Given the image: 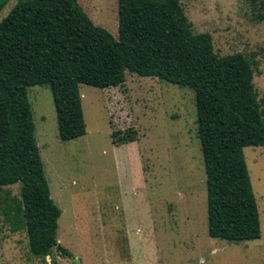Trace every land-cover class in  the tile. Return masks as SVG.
Returning <instances> with one entry per match:
<instances>
[{
	"label": "rangeland",
	"instance_id": "obj_1",
	"mask_svg": "<svg viewBox=\"0 0 264 264\" xmlns=\"http://www.w3.org/2000/svg\"><path fill=\"white\" fill-rule=\"evenodd\" d=\"M22 0H10L0 22ZM92 22L118 38L117 0H77ZM195 33H208L218 56L243 54L264 111V0H180ZM86 134L62 142L47 86L28 100L50 195L60 208L57 240L71 254L29 252L25 229L5 212L21 202L20 183L2 188L0 264H264V147L244 156L258 205L261 237L212 239L206 175L191 90L126 72L125 83L80 86ZM136 131L115 146L114 131ZM60 240V241H59ZM76 260L75 262L73 260Z\"/></svg>",
	"mask_w": 264,
	"mask_h": 264
},
{
	"label": "trees",
	"instance_id": "obj_2",
	"mask_svg": "<svg viewBox=\"0 0 264 264\" xmlns=\"http://www.w3.org/2000/svg\"><path fill=\"white\" fill-rule=\"evenodd\" d=\"M10 0H0V12ZM118 38L95 25L77 0H22L0 22V223L2 188L20 183L21 202L5 212L25 229L30 254L55 250L60 208L50 195L28 100L47 86L62 142L86 134L80 86L108 89L126 72L189 89L206 175L207 231L212 239L249 242L261 226L244 156L264 147V111L252 63L241 53L218 56L208 33H195L180 0H117ZM264 19L258 16V21ZM112 144L136 131H113ZM2 232L0 224V234Z\"/></svg>",
	"mask_w": 264,
	"mask_h": 264
},
{
	"label": "water",
	"instance_id": "obj_3",
	"mask_svg": "<svg viewBox=\"0 0 264 264\" xmlns=\"http://www.w3.org/2000/svg\"><path fill=\"white\" fill-rule=\"evenodd\" d=\"M73 261L75 262L76 260L74 259Z\"/></svg>",
	"mask_w": 264,
	"mask_h": 264
},
{
	"label": "bare ground",
	"instance_id": "obj_4",
	"mask_svg": "<svg viewBox=\"0 0 264 264\" xmlns=\"http://www.w3.org/2000/svg\"><path fill=\"white\" fill-rule=\"evenodd\" d=\"M60 241V240H59Z\"/></svg>",
	"mask_w": 264,
	"mask_h": 264
}]
</instances>
